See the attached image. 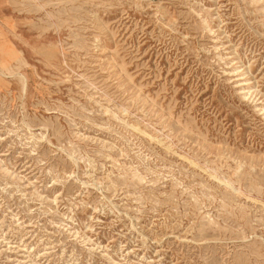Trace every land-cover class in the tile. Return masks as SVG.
Returning a JSON list of instances; mask_svg holds the SVG:
<instances>
[{
	"label": "rangeland",
	"instance_id": "1",
	"mask_svg": "<svg viewBox=\"0 0 264 264\" xmlns=\"http://www.w3.org/2000/svg\"><path fill=\"white\" fill-rule=\"evenodd\" d=\"M0 264H264V0H0Z\"/></svg>",
	"mask_w": 264,
	"mask_h": 264
},
{
	"label": "bare ground",
	"instance_id": "2",
	"mask_svg": "<svg viewBox=\"0 0 264 264\" xmlns=\"http://www.w3.org/2000/svg\"><path fill=\"white\" fill-rule=\"evenodd\" d=\"M18 76H19V81H20L19 83L21 84L22 90H23V92H26V90H27V81L28 80H27V78L25 76H22L21 74H19ZM14 79H17V78H14Z\"/></svg>",
	"mask_w": 264,
	"mask_h": 264
}]
</instances>
